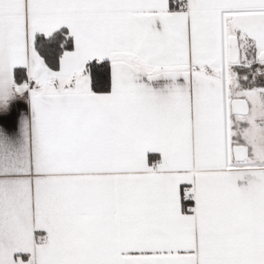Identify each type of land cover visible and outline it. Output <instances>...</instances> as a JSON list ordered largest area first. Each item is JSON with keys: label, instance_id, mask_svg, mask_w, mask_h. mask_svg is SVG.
<instances>
[{"label": "snow or ice", "instance_id": "snow-or-ice-1", "mask_svg": "<svg viewBox=\"0 0 264 264\" xmlns=\"http://www.w3.org/2000/svg\"><path fill=\"white\" fill-rule=\"evenodd\" d=\"M0 264H264V0H0Z\"/></svg>", "mask_w": 264, "mask_h": 264}]
</instances>
